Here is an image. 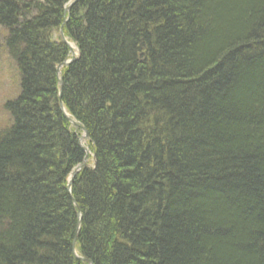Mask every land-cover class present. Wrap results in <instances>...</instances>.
<instances>
[{
    "label": "trees",
    "instance_id": "trees-1",
    "mask_svg": "<svg viewBox=\"0 0 264 264\" xmlns=\"http://www.w3.org/2000/svg\"><path fill=\"white\" fill-rule=\"evenodd\" d=\"M72 1L0 0V264H264V0Z\"/></svg>",
    "mask_w": 264,
    "mask_h": 264
},
{
    "label": "rangeland",
    "instance_id": "rangeland-1",
    "mask_svg": "<svg viewBox=\"0 0 264 264\" xmlns=\"http://www.w3.org/2000/svg\"><path fill=\"white\" fill-rule=\"evenodd\" d=\"M3 34L4 33H3V31H1V28H0V35L3 36ZM73 51L74 52L76 51L75 47L73 48ZM5 52L6 51L3 48L2 43H1L0 44V120H1L0 124H3V122L7 120V115H6L7 113L4 110V103L8 100L15 99L17 94H18V91H19V85H18L19 77H18V73L16 71V67L8 59V56H7V54H5ZM88 162H89V159L86 162V164ZM74 170H75V168L72 170V172ZM72 252H73V250H72ZM73 253L77 254L75 252V249H74ZM73 256H74V254H73Z\"/></svg>",
    "mask_w": 264,
    "mask_h": 264
},
{
    "label": "bare ground",
    "instance_id": "bare-ground-1",
    "mask_svg": "<svg viewBox=\"0 0 264 264\" xmlns=\"http://www.w3.org/2000/svg\"><path fill=\"white\" fill-rule=\"evenodd\" d=\"M68 21V17H65L64 18V20H63V22H62V25H64V24H66V22ZM61 25V26H62ZM2 35H0V44L2 43V37H1ZM59 36H60V39H61V41H62V43L65 45V43L63 42V40L68 44V46L67 45H65L67 48H68V51H69V49L70 50H73V48H74V46H73V44L71 43V41H69V40H67L64 36H63V34H62V36H61V34H60V32H59ZM4 38V37H3ZM2 46H3V48H4V45H3V43H2ZM5 49V48H4ZM6 52H5V54H7V56H8V59L12 62V64L13 65H15V61H14V59L12 58L13 56H12V54H8V53H11L10 51H9V49L7 50H5ZM63 63H61V64H59L57 67H56V69L58 68V67H60V69H59V71H60V76H57V79H56V84H57V89H58V108H59V110H60V112L62 113V115L64 116V117H68V119H69V121L68 122H70V125L73 127V128H75V129H77V130H79L80 132H81V134H79L80 136L78 137L79 139H81V141H82V143H83V145L86 147V141H88L89 140V137H88V133H87V131H86V129L84 128V127H82L77 121H75L74 119H73V117H71L67 112H66V109L64 108V105H63V102H62V97H61V95H62V88H63V79H62V76H61V72L64 70V68L65 67H67V66H63L62 65ZM16 66V65H15ZM60 88H61V91H60ZM60 91V92H59ZM9 99V98H8ZM12 100H14V99H12ZM12 100H8V102H10V101H12ZM7 102V101H6ZM5 102V103H6ZM4 103V104H5ZM7 115V114H6ZM1 121V120H0ZM74 125H72V124ZM75 126H78V127H75ZM2 127V124H0V128ZM80 128H83L85 131H86V137H87V139H84V136L85 135H83L84 134V132L80 129ZM80 137H82V138H80ZM79 139H78V141H79ZM84 153V152H83ZM92 158V160L94 161V156L93 155H88L87 157L85 156V153H84V157L82 158V162L80 163V164H78L77 166H79V165H81L82 163H83V160L84 159H86L87 158V160L89 159V158ZM77 166L75 167V169L77 168ZM84 168V166L80 169V170H82ZM79 170V171H80ZM71 174L72 173H70L69 174V176H68V178H67V184L71 181L72 183H73V179L75 178V176L72 178L71 177ZM73 203L75 204V202H74V200H73ZM80 220H81V217H80ZM77 224H78V226H80V221L79 220H77ZM72 248V247H71ZM86 260H83V262H85ZM88 261H90V260H88ZM85 264H88L87 262H85Z\"/></svg>",
    "mask_w": 264,
    "mask_h": 264
},
{
    "label": "water",
    "instance_id": "water-1",
    "mask_svg": "<svg viewBox=\"0 0 264 264\" xmlns=\"http://www.w3.org/2000/svg\"><path fill=\"white\" fill-rule=\"evenodd\" d=\"M77 1H78V0H74L73 2H71V3H69L67 6H65V8H64V13H65V14L68 13L69 10H70V8L72 7V5H74ZM60 34H61V36H62V33H61V32H60ZM63 42L65 43V45L68 46V44H67L64 40H63ZM68 47H69V46H68ZM69 52H70V54H71L70 59L67 60L66 62H64V63L62 64L63 66H68L69 64H71V63H72L73 61H75V59H76V55H75L70 49H69ZM59 69H60V67H58V68L56 69L57 76H60V71H59ZM60 91H61V88H60ZM60 91H59V92H60ZM65 118L69 121L68 117H65ZM69 123H70V122H69ZM71 124H72V123H71ZM72 125H73V124H72ZM73 126H74V125H73ZM75 127H78V126H75ZM80 129L84 132V134H83V135H85V136H84V139H87V137H86V131H85L83 128H80ZM80 138H82V137H80ZM78 144H79V147L81 148V150L85 153V156L87 157V156L89 155V150H88V148L85 147V146L83 145V143L81 142V139H79ZM86 162H87V158L83 160V163H82L81 165L77 166V168H76V169L72 172V174H71V177H72V178L77 174V172H78L83 166L86 165ZM71 185H72V182L70 181V182L67 184V187H66V190H67L68 193H70V187H71ZM72 202H73V200H72ZM76 217H77V220L80 221L81 212H80L79 209H77V211H76ZM78 228H79V226H78V224H77L76 229H75V234H74V237H73V240H72V243H71V247H72L73 252H74V249H75V243H76V238H77ZM73 254H74V257H75V258H77V259L79 258V257L76 256L75 253H73ZM85 262H87L88 264H92V262H91V261H88V260H86Z\"/></svg>",
    "mask_w": 264,
    "mask_h": 264
}]
</instances>
